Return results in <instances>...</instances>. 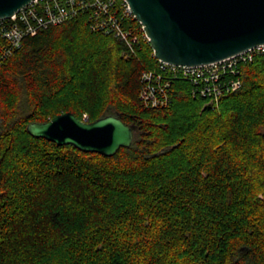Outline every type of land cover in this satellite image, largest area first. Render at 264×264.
<instances>
[{
	"label": "trees",
	"instance_id": "obj_1",
	"mask_svg": "<svg viewBox=\"0 0 264 264\" xmlns=\"http://www.w3.org/2000/svg\"><path fill=\"white\" fill-rule=\"evenodd\" d=\"M157 62L80 16L0 66V264H264V56L218 109L182 82L171 107L144 108ZM67 112L119 116L131 147L105 157L27 131Z\"/></svg>",
	"mask_w": 264,
	"mask_h": 264
},
{
	"label": "water",
	"instance_id": "obj_2",
	"mask_svg": "<svg viewBox=\"0 0 264 264\" xmlns=\"http://www.w3.org/2000/svg\"><path fill=\"white\" fill-rule=\"evenodd\" d=\"M33 0H0V21ZM150 40L154 56L182 66L219 62L264 45V0H127ZM29 134L58 146L113 157L130 148L133 127L119 116L84 122L73 113L31 123Z\"/></svg>",
	"mask_w": 264,
	"mask_h": 264
},
{
	"label": "built area",
	"instance_id": "obj_3",
	"mask_svg": "<svg viewBox=\"0 0 264 264\" xmlns=\"http://www.w3.org/2000/svg\"><path fill=\"white\" fill-rule=\"evenodd\" d=\"M80 16H85L91 32L122 42L128 56L136 55V45L141 41L150 42L127 0H33L11 18L0 21V66L22 47L27 37ZM257 56H264V45L199 66L158 59L154 68L141 74L139 102L146 109H167L174 101L175 83L182 82L189 85L194 98L204 99L206 105L218 109L223 98L242 88L241 66ZM82 121L89 122V115L84 114Z\"/></svg>",
	"mask_w": 264,
	"mask_h": 264
},
{
	"label": "rangeland",
	"instance_id": "obj_4",
	"mask_svg": "<svg viewBox=\"0 0 264 264\" xmlns=\"http://www.w3.org/2000/svg\"><path fill=\"white\" fill-rule=\"evenodd\" d=\"M205 107H210V106H208V105L205 104Z\"/></svg>",
	"mask_w": 264,
	"mask_h": 264
}]
</instances>
